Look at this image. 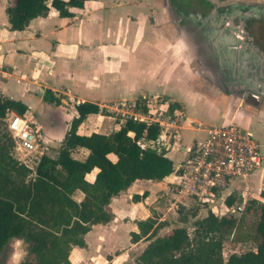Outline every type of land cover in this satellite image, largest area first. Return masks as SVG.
Here are the masks:
<instances>
[{
  "label": "crops",
  "instance_id": "obj_1",
  "mask_svg": "<svg viewBox=\"0 0 264 264\" xmlns=\"http://www.w3.org/2000/svg\"><path fill=\"white\" fill-rule=\"evenodd\" d=\"M8 6L6 0H0V97L25 104L28 110L24 116L38 130L36 151L29 155L15 151V157L21 163L25 161L29 169L34 170L43 155H58L78 116L76 106L81 103L100 109L80 125L79 134L86 136L118 131L129 111L145 122L167 119L169 106L177 104L170 115L176 123L166 125L154 144L167 152L175 171L186 160L188 149L204 142L210 129L234 124L251 135L255 133L263 169L234 181L225 194L236 203L261 195L264 49L257 46L254 25L257 21L264 23V0L87 1L83 8L71 9L70 18H62L50 8L46 17L33 20L24 31L8 29ZM37 20H41L39 26H35ZM46 22L51 29H41ZM212 84L224 88L216 86L215 90ZM47 90L59 102H45ZM139 98L149 106L146 115L136 111ZM187 101L201 102L208 119L218 125L198 127L195 112L187 110ZM168 130L172 132L169 136ZM181 130L199 133L187 148L181 146L182 138L177 134ZM75 152L80 157L89 154L84 148ZM109 158L117 160L114 155ZM97 172L87 178L93 181ZM173 181L174 173L161 182L137 180L113 198L109 206L113 220L92 227L85 236L86 247L72 248L71 264H114L115 259H107L111 252L136 258L147 245L144 241L131 242V233H138L136 222L155 214L159 221H167V214L155 203L158 190L170 182L175 189L170 195L173 207L185 206L188 200L195 202L178 192ZM144 193H148L145 199L133 202V195ZM74 196L76 201L83 199L79 191ZM202 210L207 215L208 210ZM122 228L124 238L119 234ZM97 243L107 244L104 248L108 250L100 252L95 248ZM122 243L124 246H120ZM24 256L22 241H14L0 264H19Z\"/></svg>",
  "mask_w": 264,
  "mask_h": 264
},
{
  "label": "trees",
  "instance_id": "obj_2",
  "mask_svg": "<svg viewBox=\"0 0 264 264\" xmlns=\"http://www.w3.org/2000/svg\"><path fill=\"white\" fill-rule=\"evenodd\" d=\"M87 1L95 0H14L6 8L8 29L24 31L33 20L46 17L50 8L60 17L70 18L71 9H81ZM43 100L59 102L49 90ZM177 107L171 104L169 113ZM27 110L20 101L0 97V259L11 242L22 241L25 256L19 264H71L72 248L86 247L85 236L92 227L113 220L109 209L113 198L137 180L161 182L176 172L167 152L150 145L162 133L158 123L126 118L118 131L108 135L79 134L87 116L100 112L91 103L76 106L78 116L58 155L41 156L31 170L15 157V143L7 127L9 114L24 116ZM136 110L148 114L145 99H137ZM79 148L89 154L78 156L75 151ZM109 155L117 160L113 162ZM96 169L90 181L87 177ZM77 191L83 194L80 202L74 198ZM147 195H133L132 200L139 202ZM226 202L232 206L236 201L229 197ZM198 212L196 206L188 211L180 206L178 214L184 227H174L162 236L159 231L168 222L159 221L156 214L137 221L138 233H131V242L147 245L134 264H264V190L247 202L240 217H219L208 210L204 218L189 223L188 217L195 219ZM248 218L253 219L251 225H247ZM230 238L252 241L256 250L232 254L225 260L223 247Z\"/></svg>",
  "mask_w": 264,
  "mask_h": 264
},
{
  "label": "built area",
  "instance_id": "obj_3",
  "mask_svg": "<svg viewBox=\"0 0 264 264\" xmlns=\"http://www.w3.org/2000/svg\"><path fill=\"white\" fill-rule=\"evenodd\" d=\"M127 115L141 121L133 111ZM170 115L148 123H158L165 131L166 125L176 123ZM7 127L17 153L29 155L38 149V130L26 116L11 113ZM154 144L150 143L156 148ZM22 163L27 166L25 161ZM262 169L263 155L258 141L241 127L230 124L210 129L204 142L188 149L187 158L174 173L172 184L178 192L207 210H214L219 217H240L248 201L243 199L229 206L225 191L234 181L249 178Z\"/></svg>",
  "mask_w": 264,
  "mask_h": 264
},
{
  "label": "rangeland",
  "instance_id": "obj_4",
  "mask_svg": "<svg viewBox=\"0 0 264 264\" xmlns=\"http://www.w3.org/2000/svg\"><path fill=\"white\" fill-rule=\"evenodd\" d=\"M6 1H7L8 5H10L14 2V0H6ZM35 23H37L35 26H39V24H41V20H37V22H35ZM42 24H44V25L41 26V29L44 27L51 29L50 23L46 22V23H42ZM254 28H255L257 46L261 47V49H264V23L257 21L254 25ZM216 86L223 87V85H220V84L219 85H213L212 84L211 88L212 89L215 88V90H216ZM186 105H187V110L192 109L195 112L196 118L195 117L194 118L196 119L195 121L198 122L195 124L198 127L208 129L210 126L218 125V123L208 119V117H207L208 113L206 110H204V106L202 105L201 102H199V101L198 102L187 101ZM168 113H169V111H168ZM169 115L167 116V118L169 117ZM153 117L158 118L157 115H155ZM200 122H202V123L200 124ZM186 123L191 127H194V125H195L194 123H191V122L189 123L187 121H186ZM219 125H221V124H219ZM169 129H171V128H169ZM170 131L171 130L167 131L168 136L171 135V133H172ZM177 134H178V136H180V138H182V145L181 146L187 148V147H189L190 143L192 142L194 136H196L199 133H196V132L190 131V130H181V131H178ZM252 135H253V137H255V133ZM173 190H175V189L170 187V182H167L165 189L158 190V192L156 193L155 203L160 204V206H161L160 208L162 211H164L167 214V221L169 222L168 227L159 231V234H158L159 236L164 235L166 233V231H170V229H172L173 226L174 227H184V224L181 223L182 218H180L179 214L177 213L179 208H180V205H177L176 207L172 206V202H174V201H172V198L170 197V195L172 196ZM185 202H186L185 203L186 205L183 207H185L186 211H188V209L193 207V206H197L200 208L197 218L194 219L189 215L190 216V217H188L189 223H193L196 219L204 218V216L206 215V211L202 210V209H204L202 205H199L195 202L193 204V201H191V200H188ZM109 209L112 213L111 208H109ZM172 219H176L177 222H174ZM252 222H253L252 218L247 219V225L248 224L251 225ZM245 231L248 232V230H246V229H245ZM119 234L122 235V237L124 238L125 230L122 228L120 230ZM124 244L125 243H122V244H120V246H124ZM104 245L108 246L107 244H104ZM104 245L97 243L95 245V248H99L100 252H105L108 250V248L107 247L104 248ZM255 247H256V245L252 241L235 242L233 240V238H230L229 240H227L224 243L223 257L225 260H227L228 257L232 254H243V253L248 252V251H255L256 250ZM107 259L108 260L115 259V260H113L114 264H134V260H135V258H133V256H127V255L125 256L123 254L121 255L118 252L109 253L107 256Z\"/></svg>",
  "mask_w": 264,
  "mask_h": 264
},
{
  "label": "flooded vegetation",
  "instance_id": "obj_5",
  "mask_svg": "<svg viewBox=\"0 0 264 264\" xmlns=\"http://www.w3.org/2000/svg\"><path fill=\"white\" fill-rule=\"evenodd\" d=\"M253 86H255V85H253Z\"/></svg>",
  "mask_w": 264,
  "mask_h": 264
}]
</instances>
